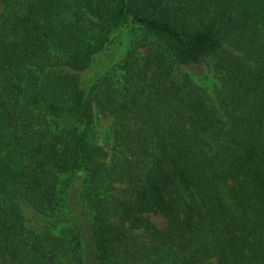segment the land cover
<instances>
[{"label": "trees", "instance_id": "1", "mask_svg": "<svg viewBox=\"0 0 264 264\" xmlns=\"http://www.w3.org/2000/svg\"><path fill=\"white\" fill-rule=\"evenodd\" d=\"M0 264H264V0H0Z\"/></svg>", "mask_w": 264, "mask_h": 264}, {"label": "rangeland", "instance_id": "2", "mask_svg": "<svg viewBox=\"0 0 264 264\" xmlns=\"http://www.w3.org/2000/svg\"><path fill=\"white\" fill-rule=\"evenodd\" d=\"M139 36V30L135 28L133 31L127 30L121 33L119 41L114 45L110 53L99 56L95 62V68L102 66V61L106 58L107 65L100 72L110 70L117 62H119L128 52L131 43ZM104 64V65H105ZM177 71L188 73L199 85L206 88L211 94L218 84L215 71L207 61L200 64H189L178 68ZM100 73V74H101ZM90 72L86 73L88 76ZM111 121L105 119L96 113L95 116V138L96 143L104 146H109L112 142L111 137ZM152 220L157 223L160 228L167 226V220L160 214L152 213Z\"/></svg>", "mask_w": 264, "mask_h": 264}]
</instances>
